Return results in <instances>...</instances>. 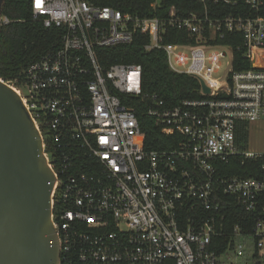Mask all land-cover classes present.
<instances>
[{
  "label": "built area",
  "instance_id": "2783aa9c",
  "mask_svg": "<svg viewBox=\"0 0 264 264\" xmlns=\"http://www.w3.org/2000/svg\"><path fill=\"white\" fill-rule=\"evenodd\" d=\"M210 1L254 13L264 6ZM30 7L34 21L62 31L60 47L31 63L21 86L11 84L55 176L59 264H264V179L218 174V164L238 157L259 159L264 170V153L236 144L238 124L264 120V18L180 17L174 8L162 19L140 18L83 0H31ZM166 28L186 32L194 44L162 45ZM137 33L148 35L146 51L165 52L170 71L209 89L176 106L144 97L152 100L147 116L174 139L169 150L143 149L125 100L142 95L140 66L105 67L103 51L130 44ZM227 33L242 36L248 70L234 71L232 49L212 43ZM226 199L244 212L235 216L245 228L225 224Z\"/></svg>",
  "mask_w": 264,
  "mask_h": 264
},
{
  "label": "trees",
  "instance_id": "16d2710c",
  "mask_svg": "<svg viewBox=\"0 0 264 264\" xmlns=\"http://www.w3.org/2000/svg\"><path fill=\"white\" fill-rule=\"evenodd\" d=\"M31 0H4L1 7V16L8 23L0 25V79L15 87L22 85L24 73L28 66L42 56L53 53L60 47L62 31L56 28H45L40 20L32 19L30 7ZM91 6L99 8H112L124 14L140 18H165L171 8L177 15L187 17L191 13L203 16L205 12L210 19H219L233 14L241 17L261 16L264 18V6L258 13L241 4L232 8L223 4H214L210 0L205 3L200 0H83ZM155 4L152 7V4ZM162 45L168 44H194L186 32L174 29L164 31L159 37ZM149 43L148 35L137 33L128 45L117 46L104 50L105 67L114 64L135 65L141 68V96L127 97V105L131 107L138 120L141 130V145L145 151H162L174 147L173 138L161 133V127L155 120L147 116V110L152 106L151 99L145 96H155L156 100L163 102L165 107L176 106L182 101L200 99L199 81L186 74H176L169 70L166 54L161 49L146 51L145 45ZM212 43L229 46L233 51V69L236 72L250 68L244 58L243 38L240 34L227 33L222 40ZM248 139V125L240 123L236 129V144L241 151L246 150ZM47 142L45 141V144ZM46 152L55 163V152L46 144ZM261 160L232 159L228 164H218V174L223 178L264 179V170ZM86 169H84L85 171ZM72 170L69 171V173ZM223 212L228 213L225 224L228 226L243 223L235 215H244L234 200L226 199ZM60 208L58 198L54 200V212ZM224 224V225H225ZM225 225V226H226Z\"/></svg>",
  "mask_w": 264,
  "mask_h": 264
},
{
  "label": "water",
  "instance_id": "95a60500",
  "mask_svg": "<svg viewBox=\"0 0 264 264\" xmlns=\"http://www.w3.org/2000/svg\"><path fill=\"white\" fill-rule=\"evenodd\" d=\"M200 88L209 93L202 81ZM54 186L39 130L11 84L0 79V264H59Z\"/></svg>",
  "mask_w": 264,
  "mask_h": 264
},
{
  "label": "rangeland",
  "instance_id": "374dc122",
  "mask_svg": "<svg viewBox=\"0 0 264 264\" xmlns=\"http://www.w3.org/2000/svg\"><path fill=\"white\" fill-rule=\"evenodd\" d=\"M245 152L264 153V120L248 124V139Z\"/></svg>",
  "mask_w": 264,
  "mask_h": 264
}]
</instances>
